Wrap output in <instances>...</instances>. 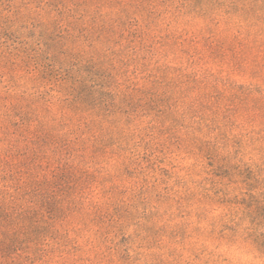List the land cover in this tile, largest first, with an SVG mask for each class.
Masks as SVG:
<instances>
[{"label":"rangeland","instance_id":"1","mask_svg":"<svg viewBox=\"0 0 264 264\" xmlns=\"http://www.w3.org/2000/svg\"><path fill=\"white\" fill-rule=\"evenodd\" d=\"M0 264H264V0H0Z\"/></svg>","mask_w":264,"mask_h":264}]
</instances>
